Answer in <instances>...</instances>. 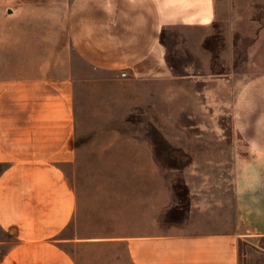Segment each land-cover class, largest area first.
Instances as JSON below:
<instances>
[{
	"label": "crops",
	"instance_id": "0c3cea01",
	"mask_svg": "<svg viewBox=\"0 0 264 264\" xmlns=\"http://www.w3.org/2000/svg\"><path fill=\"white\" fill-rule=\"evenodd\" d=\"M218 2L0 0V264H241V242L264 237V71L235 93L230 72L208 69ZM180 47L197 74L171 60ZM73 55L128 85L129 106L192 78L212 97L199 110L225 109L231 96L233 132L195 138L202 167L184 170L186 208L140 186L132 215L125 188L80 195L67 172L77 160ZM220 173V186L206 177Z\"/></svg>",
	"mask_w": 264,
	"mask_h": 264
},
{
	"label": "rangeland",
	"instance_id": "374dc122",
	"mask_svg": "<svg viewBox=\"0 0 264 264\" xmlns=\"http://www.w3.org/2000/svg\"><path fill=\"white\" fill-rule=\"evenodd\" d=\"M218 3L219 21L206 41L213 52L207 66L215 73L230 72L236 93L241 81L255 71H264V0H219ZM179 35L177 30L172 32L176 44L180 43ZM189 51L186 47L169 48V56L181 66L180 71L194 74L196 64L192 68L188 66L192 59ZM73 59L77 76V160L67 166V172L80 195L85 199L88 194L108 198L115 193L113 189L125 188L132 215L137 208L135 187L140 186L149 192H174L186 208L189 196L184 170L202 167V160L192 155L201 150V143L195 138L202 133L233 132L231 96L229 108L199 110L198 104L210 102L212 97L198 94L205 79L192 78L170 85L173 92L170 98L163 95L167 87L160 85L151 90L153 98L149 96L147 100L150 103L129 106L125 98L130 94L128 85L106 81L109 77L103 71H93L78 56L73 55ZM184 64L188 66L186 69L182 67ZM170 139L175 142L170 143ZM199 177L202 178L194 176L196 181ZM206 177L219 179L220 186L226 176L220 173ZM147 194H144L146 209L152 205L147 200L151 194ZM168 225L163 223L164 228ZM4 236L0 230V237ZM240 247L241 264H264V237L249 238Z\"/></svg>",
	"mask_w": 264,
	"mask_h": 264
},
{
	"label": "built area",
	"instance_id": "2783aa9c",
	"mask_svg": "<svg viewBox=\"0 0 264 264\" xmlns=\"http://www.w3.org/2000/svg\"><path fill=\"white\" fill-rule=\"evenodd\" d=\"M120 75L126 76L124 71L120 72Z\"/></svg>",
	"mask_w": 264,
	"mask_h": 264
}]
</instances>
